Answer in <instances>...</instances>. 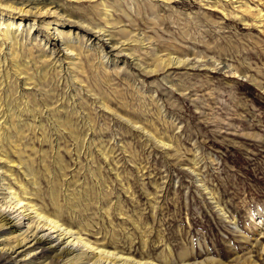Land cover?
Listing matches in <instances>:
<instances>
[{
  "label": "rangeland",
  "instance_id": "obj_1",
  "mask_svg": "<svg viewBox=\"0 0 264 264\" xmlns=\"http://www.w3.org/2000/svg\"><path fill=\"white\" fill-rule=\"evenodd\" d=\"M55 1L65 5L73 20L102 26L101 3L107 1L119 24L105 28L127 41L143 35L147 49L133 44L129 50L144 67L157 66V72L142 73L125 56L101 67L94 56L96 46L82 38L91 58L83 54L81 75L61 73L62 80L68 77L67 85L57 84L63 83L61 78L48 79L50 108L60 100L65 109L55 116L36 115V120L24 113L21 124L13 112L24 86H16L21 78L12 70L13 95L0 88V123L6 124L5 149L15 173L22 162L32 165L47 202L51 184L62 192V201L67 192L74 194L77 216L105 232L111 223L104 213L111 207L112 232L120 247L131 246L137 259L144 255L157 264H264V17L255 19L258 11L264 16V0ZM9 14L0 7V22L14 18L22 29L33 24L28 16ZM53 19L65 22L57 26L73 36L86 35L57 15L39 17L32 33L43 46L48 39L56 41L54 31L50 36L43 28ZM124 29L127 38L120 33ZM28 43V58L19 57L21 64L33 58L30 52L39 55L35 41ZM156 53L163 60L168 55L188 58L190 64L165 68ZM53 57L67 67L60 54ZM117 115L141 123L144 130L133 129ZM108 151L109 166L103 157ZM119 205L125 217L118 215ZM0 213L7 218L0 224V241L26 236L28 220L21 209L0 203ZM37 237L48 239L29 248L30 257L15 264H94L91 255L82 262L63 263L66 245L49 230L38 231ZM143 239L148 240L145 249Z\"/></svg>",
  "mask_w": 264,
  "mask_h": 264
},
{
  "label": "bare ground",
  "instance_id": "obj_2",
  "mask_svg": "<svg viewBox=\"0 0 264 264\" xmlns=\"http://www.w3.org/2000/svg\"><path fill=\"white\" fill-rule=\"evenodd\" d=\"M64 1L67 2L68 0H64ZM77 1H81V0H77ZM90 1H94V0H90ZM106 2L107 1H103V3H101L102 9H104L102 11L101 16L103 21L105 22L104 26H102L100 24H97L95 21L94 22L88 21V24H83L79 20H75V19L73 20L72 17L70 16L71 13H68L65 5L61 4L59 1L0 0V7L1 8L4 7L5 9L9 10L10 13L9 16L12 15L28 16L32 18V20L30 21L33 22V24H31L30 22L28 24V27H26V29L25 28L22 29V23L17 24L16 22H14V18H8L6 21L2 23L0 22V80H1L0 88L6 87L7 88L6 91L9 92V95L13 93L12 91L9 90L11 86L10 72L12 70L16 78H21L19 79V81H16L17 82L16 86L17 85L19 86L22 82L24 89H22L23 93L19 92V96L17 97V99L14 100L15 103H17L15 107L17 111L15 110L16 112L15 113L13 112V114L16 115V117H18L19 123L21 124L23 123L21 117H23L24 113L31 114L33 118H35L36 120L35 117L36 115L41 116L43 114H48L55 116V114L59 113V111L61 110L63 111L65 109L62 106L63 102H60V100L53 102V106L57 104L55 105V107H53L54 109L50 108V104L47 101H49V99L52 98L51 96L52 90L50 91L47 88L49 87L48 79L52 78L51 79L52 81L54 78L56 79L61 78L62 80L61 73L62 75L64 74L67 76L70 75V73L71 74L74 73L75 76L81 75L82 66H83V60H82L83 54H86L88 60H90L91 58V56L89 55L91 49H89V51H87L88 49L87 50L84 49V44L81 42L82 38L83 41H85V39H87L86 41H90L91 46L92 44L93 46H96L95 49H93L95 50L94 56L99 60L98 64L101 67L105 68V65L108 64L109 62L117 61L118 56H125L127 59L130 60V62L135 67L140 69V71H143L142 73H145L147 75L149 74L152 75L157 72L156 69L157 66L153 69L144 67L140 63V59L136 57L134 53H131V51L129 50L131 49V47H133L132 46L133 44H137V45L141 44L140 46H142L143 48L146 47L145 41L142 40L143 35L142 37H140L139 34L133 35L134 37H139V38L138 39L133 38V41H127V40H122L121 38L117 39V37L114 36L113 33L109 32L110 30H107L105 28L107 26L113 28L116 27L115 25L119 24V22L114 21L113 19L114 16L112 12L110 13V10L108 9V5ZM248 6L249 5H247V7ZM56 15L61 19H63V21L67 20L68 23L73 24L74 27L76 28L79 27L78 28L79 30L80 29L84 30L86 32V35L79 36V33H76L73 36L70 30L65 32V30L60 29L62 27L57 26V25L59 26L63 25V23L65 22H62L59 19H53L47 21L48 22L47 25L44 26L45 25L44 24L43 28L50 36L54 31L53 35L57 37L56 41L48 39V42H46L44 46L42 44H39V42H37L36 39H33L34 34L32 33V30H34L36 26V19L39 17L44 18L46 16L52 18V16H56ZM257 15L259 18H255V19H260L264 17L263 14H261V11H258ZM120 33L125 35V38H127L128 31L126 29L120 30ZM104 39L108 41L106 43L107 45L104 44V42H106ZM31 41H35L33 46H36L37 53L39 55L33 56V54L30 52L29 56H32L33 58L25 62H22L24 64H21V60H25L28 58L27 55L24 54L25 53L24 51L26 50V47L29 44L28 42ZM76 42L79 43V46H75ZM101 42H103V44L100 45ZM52 46H55V48H52ZM89 46L87 47V45H85V48H89ZM33 49H35V47H33ZM144 49H147V47ZM83 50H86L87 52ZM127 50L130 52H127ZM158 53H156L155 58L157 59L158 64L164 65L165 68L166 67L179 68L183 66H188L190 64V60L188 58L184 60V59H180L177 56L168 55V58L163 60L158 55ZM56 54H60L62 60L68 61L67 67H63V64H61L62 61L60 59L56 60L55 57H53ZM19 57L20 58L22 57V59L19 60ZM36 59H38L39 61L35 62ZM8 66H10V68H8ZM30 66L34 67L33 73L31 72L32 68ZM67 76L65 81L64 79L62 80L63 83L61 81L60 82L57 81V84L65 83V85H67L69 81ZM75 79L78 78L75 77ZM26 87L30 88L29 91H27ZM58 87H60V85H58ZM80 91L83 92L84 91L83 88H80ZM17 93L18 92H14V94ZM26 93H31L34 96V101L28 99L29 96L26 99L25 96L27 95ZM75 94L76 95L74 96L81 95L80 92ZM37 95L40 96V99L44 104V109H42L39 106ZM62 98H64V95L62 96ZM32 103H34V105H32ZM104 103H101V107L112 113L110 108L106 106ZM10 106H8L7 109L8 111L12 110ZM1 112L2 111L0 104V115ZM122 119H124L125 121L124 123L130 125L133 129L144 130V127L140 125L141 123L139 124L136 121L133 122L129 118L123 117L121 118V120ZM70 123L71 122L65 120L64 125L69 126V128L72 129L73 125L72 123L71 124ZM5 125L3 122L0 123V203L6 205V207L9 208L21 209L20 215L23 217V219L28 220V233H26V236H24L21 240H17L16 242H11L10 240L0 241V264L2 263L15 264V262L16 263L24 262V260L28 259V257H30L31 254L30 251H33V249L30 251H28V249L38 247V245H40L43 242L45 243L46 240L48 239V238L45 239L43 237L42 238L37 237V233L40 230L42 231L49 230V232L56 235V239L60 243L66 245L61 260V262L63 263L82 262L86 260V258L89 257V255H91V257L94 260V264H157L152 260H150V258H145L144 255H140L141 256L140 259L135 258L131 246L130 247L128 246V248L123 246L120 247L121 243L118 239L117 234L112 232L113 231L112 215L110 214L111 207L109 208V210H107L104 213V216L109 220V223H111L110 224L111 232L110 231L105 232L99 228H95L94 226L90 225L86 220L81 219V217L77 216L74 208H76L75 204L78 200H76L74 194H68L69 192H67V195H65V197L63 196L64 199L62 201L60 199V194L62 192L56 190L54 188V184H51L52 190L50 192L49 201L47 202L42 193L43 189L41 187V183L32 165L22 162L21 165L18 167L17 172L15 173L16 169L12 167L14 162L11 161L5 149L6 144L4 142L6 141V138L8 136V134H6L3 127ZM36 126L37 125L35 124V127ZM28 127H30V125ZM33 127L34 125L31 124V128ZM43 127H44L43 124L38 125L39 129H44ZM105 153H107V155ZM105 153L103 154V157L106 162L105 164L108 163L109 166L110 165L109 162L110 156L108 155L109 151ZM57 154L59 158L58 163L60 165V163H62V160L58 152ZM43 166L44 168H46V165ZM52 178L53 177H51V179ZM73 192L75 191L73 190ZM117 207H118L117 208L118 215L120 217L121 216L125 217L126 213L123 212V208L120 205ZM65 214H67L69 218L65 217ZM5 219H7L6 216L0 213V224L3 223ZM12 227L15 228L18 226L13 225ZM107 238H111L110 242L108 241ZM32 241H34L35 245L31 247ZM147 241L148 240L146 239H143L142 241L144 245V249L147 246ZM25 263L34 264L33 261L31 260L26 261Z\"/></svg>",
  "mask_w": 264,
  "mask_h": 264
}]
</instances>
